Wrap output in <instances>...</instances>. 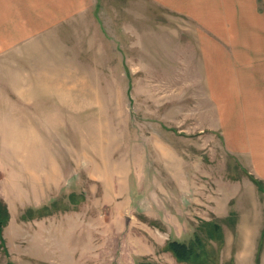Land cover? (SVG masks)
<instances>
[{"label": "rangeland", "instance_id": "374dc122", "mask_svg": "<svg viewBox=\"0 0 264 264\" xmlns=\"http://www.w3.org/2000/svg\"><path fill=\"white\" fill-rule=\"evenodd\" d=\"M252 1L0 0V264H199L168 247L196 234L200 264H261L251 116L217 35Z\"/></svg>", "mask_w": 264, "mask_h": 264}, {"label": "crops", "instance_id": "0c3cea01", "mask_svg": "<svg viewBox=\"0 0 264 264\" xmlns=\"http://www.w3.org/2000/svg\"><path fill=\"white\" fill-rule=\"evenodd\" d=\"M257 1L260 0H255L251 3H256ZM261 3L262 5L256 4L254 8L253 6H245L243 8L245 13H241V19L237 28L232 30V26L229 24V27H223L222 29H224V31L217 35L231 42V44H229L231 52L223 47L224 60L222 61H224V64L222 65L226 66L229 63V70H225L227 76L232 78L238 77L241 83V86L238 87L239 95L245 100L242 104L240 103L239 106L241 115L246 116L247 114L251 117L241 119L240 123H246L248 129L253 130L249 138H246L245 142H243L242 146L255 148L256 177L264 182V0H261ZM236 29H238V33L235 31ZM234 35L239 37L238 43L235 42L236 37ZM206 51L207 49L205 52ZM209 58L212 66H219V64H216V62L212 60V54ZM255 185L258 191L264 193V190L256 183ZM229 199L230 198H227V204L229 203ZM255 209L256 222L252 225V229L248 230V237L244 241L248 244L249 248L257 247L263 235L264 216L259 212L258 206H256ZM65 219L66 218L61 221L55 219L54 226L57 227L58 224L61 223L66 224L64 221ZM67 219L69 223H72L69 218ZM72 225L79 227L81 223L73 221ZM83 228L82 226L78 229L80 235L82 234L81 230L83 231ZM67 233L71 234V231L68 230ZM261 264H264V259L261 260Z\"/></svg>", "mask_w": 264, "mask_h": 264}, {"label": "trees", "instance_id": "16d2710c", "mask_svg": "<svg viewBox=\"0 0 264 264\" xmlns=\"http://www.w3.org/2000/svg\"><path fill=\"white\" fill-rule=\"evenodd\" d=\"M253 181L262 189L264 190V182L263 180L252 176ZM10 219V212L8 206L4 202H0V235L1 240H4L2 235V229L8 223ZM207 223V222H206ZM209 224V223H208ZM206 231L209 229L207 226L205 227ZM211 230L216 231L219 234V238L222 241L223 233H222V226L218 222H212ZM264 237V231H263ZM5 241V240H4ZM168 247L174 252L177 258L181 261H194L195 263H206L204 256H206V248L204 244L203 238L196 234L194 240L190 243L181 242L178 240H171L168 242ZM257 264H260L259 259H257Z\"/></svg>", "mask_w": 264, "mask_h": 264}]
</instances>
